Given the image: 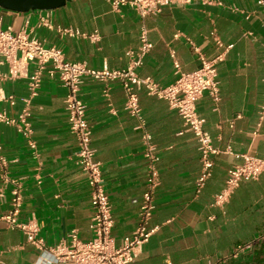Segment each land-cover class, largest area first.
I'll return each mask as SVG.
<instances>
[{
    "label": "crops",
    "instance_id": "1",
    "mask_svg": "<svg viewBox=\"0 0 264 264\" xmlns=\"http://www.w3.org/2000/svg\"><path fill=\"white\" fill-rule=\"evenodd\" d=\"M3 15L5 26L15 32L27 27L46 45L61 47L67 59L86 61L98 69L126 67L128 51L139 47L146 28L154 47L139 74L163 85L177 78L173 51L186 72L200 67L199 52L206 58L223 54L218 66L220 101L205 92L197 102L219 149L212 156V174L200 191L196 187L202 171L198 138L167 100L139 89L142 113L136 117L125 109L121 80L109 82L106 96L105 83L91 77L84 79L80 97L114 208L113 235L118 245L139 223L140 199L149 174L143 144L146 132L157 148L160 184L150 221L155 230L128 264H264L263 242L235 254L236 246L256 242L264 231V173L243 181L224 203H215L229 168L242 162L243 155L264 159V8L257 0H196L145 17L130 4L116 10L109 0H69L52 10L4 9ZM44 19L54 27L45 25ZM59 28H72L76 34ZM8 71V65L1 68L0 87L14 96L15 103L2 101L1 108L16 117L28 93V80L12 78ZM67 93L62 82L46 73L30 105L31 131L0 123V144L7 161H0V264H37L41 255L22 229L1 220L11 206L9 178L20 179L23 186L19 220L37 224L38 235L48 246L69 242L74 229L83 240L93 236L91 187L77 162Z\"/></svg>",
    "mask_w": 264,
    "mask_h": 264
},
{
    "label": "built area",
    "instance_id": "2",
    "mask_svg": "<svg viewBox=\"0 0 264 264\" xmlns=\"http://www.w3.org/2000/svg\"><path fill=\"white\" fill-rule=\"evenodd\" d=\"M196 0H109L112 7L118 10L125 4H130L142 16L157 14L166 6L192 3ZM210 2L211 0H201ZM264 8V0H257ZM3 8L0 7V79L3 76L1 68L8 65L12 78L26 77L28 93L22 98V108L18 116L8 114L1 108V102L15 103L12 95H7L0 87V123L16 125L19 130L31 131L32 100L39 94L43 77L47 73L51 78L62 82L68 90L65 102L69 128L77 137L76 158L86 174L91 187V203L94 214L91 220L93 236L83 240L76 229L70 233L69 242L61 241L55 246H48L44 238L38 235L39 227L33 222H22L19 215L22 210L24 195L22 182L18 178H9L11 184V206L1 220L10 227H17L24 231L27 241L40 251L37 264H128L139 254L141 248L150 240L154 228L150 221L155 210L156 191L160 184L159 170L156 165L157 148L146 132L143 138L144 153L149 160V174L147 189L140 199L139 223L135 231L126 236L121 244H117L113 235L115 224L114 208L105 186V177L101 163L96 160V150L92 146L93 128L86 116V104L80 97L82 84L86 77H91L105 83L104 94L110 95L109 82L121 80L126 93L125 109L133 116L140 117L142 107L138 90L145 88L151 95L167 100L171 108L184 119L186 127L193 131L199 141L202 171L196 180L197 190L200 191L212 174L213 154L219 152L214 146L210 132L205 128V118L197 108L199 98L208 92L218 103L221 99L219 63L224 59L223 54L215 58H206L199 52L200 67L186 72L173 51L177 78L174 82L163 85L152 76H141L139 69L144 63L145 56L154 47L149 39L148 30L143 28L140 34V45L136 50H129V64L124 68L92 67L86 61H71L67 59L64 50L57 45H46L43 40L33 35L27 27L15 32L12 26H5ZM43 23L50 28L54 25L49 19ZM62 32L76 34L72 28H59ZM98 34L95 33L94 37ZM217 42L221 44L220 39ZM197 51L198 48H196ZM264 114V105L261 117ZM0 161H7L2 154L0 144ZM264 173V159L245 154L240 163L234 164L228 170V177L224 189L216 194L215 203L222 204L243 181L258 179ZM264 243V231L256 242L239 244L235 254L252 247L255 243ZM48 255V259H42Z\"/></svg>",
    "mask_w": 264,
    "mask_h": 264
},
{
    "label": "water",
    "instance_id": "3",
    "mask_svg": "<svg viewBox=\"0 0 264 264\" xmlns=\"http://www.w3.org/2000/svg\"><path fill=\"white\" fill-rule=\"evenodd\" d=\"M69 0H0V7L10 11L52 10L66 5Z\"/></svg>",
    "mask_w": 264,
    "mask_h": 264
}]
</instances>
